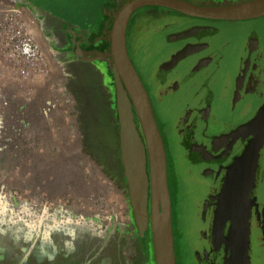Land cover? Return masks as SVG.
Returning <instances> with one entry per match:
<instances>
[{
    "label": "rangeland",
    "instance_id": "374dc122",
    "mask_svg": "<svg viewBox=\"0 0 264 264\" xmlns=\"http://www.w3.org/2000/svg\"><path fill=\"white\" fill-rule=\"evenodd\" d=\"M129 1L49 0L50 12L58 7L66 22L54 44L41 27L42 15L31 5L0 0V264H156L153 244L146 236L149 185L144 222L137 218L120 143V96L129 103L137 132L144 137L111 51L114 18ZM237 1L242 0L200 3ZM139 12L130 21V47L139 52V67L155 88L153 71L195 39L157 43L161 52L153 60L145 58L140 50L152 27L149 15ZM109 14L112 23L105 29ZM235 23L214 25L212 45L226 47L243 28ZM161 27L166 26L156 29ZM255 27L264 35V20L258 19ZM27 41L37 46L41 58L19 52ZM201 53L170 71L167 95L155 102L164 129L171 131L173 152L178 147L173 143L177 107L180 99L191 98L201 73L192 71ZM222 77L228 84L233 80L229 64ZM257 78L254 70L240 105L256 104L252 88ZM215 90L221 113H216L214 125L224 126L230 91L217 82ZM189 128L186 135L192 142L197 137L195 125ZM261 216L260 229L252 228L251 264H264V206ZM20 232L26 234L28 244L19 242Z\"/></svg>",
    "mask_w": 264,
    "mask_h": 264
},
{
    "label": "flooded vegetation",
    "instance_id": "af4514ba",
    "mask_svg": "<svg viewBox=\"0 0 264 264\" xmlns=\"http://www.w3.org/2000/svg\"><path fill=\"white\" fill-rule=\"evenodd\" d=\"M22 1L31 5L42 15L43 23H41V27L47 32L48 36L50 34L52 43L56 44V38L60 37V34L66 30V22H63L60 14H58L59 8H52L53 11L50 12V5L52 4L48 2L49 0ZM190 1L200 2L204 0ZM139 9L140 12L137 15H149V26L152 27L146 45H144L142 51L140 50L145 58L153 60L161 52V49L157 46L161 42L166 41L173 44L180 43L187 38L195 39L193 44L184 45L178 52L164 59L155 72L153 71L155 88L152 87L153 81H147L144 78L143 71L139 67L136 58L139 52L136 50L138 53L135 52V54L130 47V21L134 16L133 13ZM112 19L111 14L105 16L103 25L105 29L110 26ZM258 19L264 20V15L242 20L212 19L190 16L159 5L138 7L128 17L126 23L127 52L150 99L153 116L165 149L175 264H224L225 244L223 242L215 243L213 233L216 196L224 182L228 180L235 160L245 150L248 141L252 137L243 129V126L258 112L262 111L264 113V35L255 27V22ZM224 22H236L235 24L243 28L228 40L226 47L214 46L210 40V36L213 35L215 30L214 25ZM162 25L166 27L156 29V27L159 28ZM203 38L204 40H202ZM197 52L202 53L194 63L193 69L195 71H192V74L196 75L199 71L201 73H198L200 75L194 87L193 96L191 95L189 99L186 97L179 100L178 118L175 119L173 127V130H175V132L173 131L174 135H176L173 143L178 147L173 152L170 148L172 142L170 139L171 131L169 133L164 129L166 127L165 120L157 116L155 102L158 98L162 100L163 95L166 94L167 85L165 81L170 71ZM228 64L231 66L233 73V80L229 84L225 77H222L227 71ZM254 70L258 72L257 81H255L252 88L253 98L257 97L256 104L251 106L252 104H248V102V105L246 103L240 105L238 101L245 94L246 80ZM216 82L218 87H227L230 91L229 109L225 112L228 116L223 118L224 126L214 125L216 113H221L219 109H216ZM212 85L214 88H212ZM135 113L137 119H139L136 110ZM190 124L195 125L197 134L196 140L192 142L186 135L190 132ZM138 130L142 135L140 125ZM142 139L145 142L144 137ZM197 144L201 146L196 147ZM146 166L149 172L147 159ZM249 195L251 198V240L252 228L260 229L262 222L264 142L257 152ZM147 210L149 220L146 236L148 241L150 240L153 244L150 222V184ZM228 225L229 221H226L224 234L227 232ZM43 233L45 234V232L40 234ZM19 239L22 244L29 243V241H26L28 239L24 233L20 232ZM219 250H223L222 254L217 252Z\"/></svg>",
    "mask_w": 264,
    "mask_h": 264
},
{
    "label": "water",
    "instance_id": "95a60500",
    "mask_svg": "<svg viewBox=\"0 0 264 264\" xmlns=\"http://www.w3.org/2000/svg\"><path fill=\"white\" fill-rule=\"evenodd\" d=\"M145 5H159L190 16L242 20L264 15V0L198 3L190 0H131L116 15L111 30V51L116 72L123 81L137 112L144 141L132 120L129 103L119 97L120 143L137 218L146 222V189L151 191V230L156 264H175L166 156L152 106L126 47V23L131 12ZM264 113L258 112L243 129L252 137L234 162L232 171L217 194L213 233L215 243L227 249L225 264H250V215L253 168L264 142ZM132 144H135L133 147ZM146 159L149 172L146 171ZM229 221L226 234L224 226ZM264 229V225L262 226Z\"/></svg>",
    "mask_w": 264,
    "mask_h": 264
},
{
    "label": "built area",
    "instance_id": "2783aa9c",
    "mask_svg": "<svg viewBox=\"0 0 264 264\" xmlns=\"http://www.w3.org/2000/svg\"><path fill=\"white\" fill-rule=\"evenodd\" d=\"M19 52L22 54H26L27 56H30L31 58L34 59L41 58L37 46L28 41L26 43H23L22 46H19Z\"/></svg>",
    "mask_w": 264,
    "mask_h": 264
},
{
    "label": "crops",
    "instance_id": "0c3cea01",
    "mask_svg": "<svg viewBox=\"0 0 264 264\" xmlns=\"http://www.w3.org/2000/svg\"><path fill=\"white\" fill-rule=\"evenodd\" d=\"M198 3H200V2H198ZM250 246V245H249ZM250 264H251V258H250Z\"/></svg>",
    "mask_w": 264,
    "mask_h": 264
},
{
    "label": "bare ground",
    "instance_id": "6f19581e",
    "mask_svg": "<svg viewBox=\"0 0 264 264\" xmlns=\"http://www.w3.org/2000/svg\"><path fill=\"white\" fill-rule=\"evenodd\" d=\"M133 145V147L135 146V144H132Z\"/></svg>",
    "mask_w": 264,
    "mask_h": 264
}]
</instances>
